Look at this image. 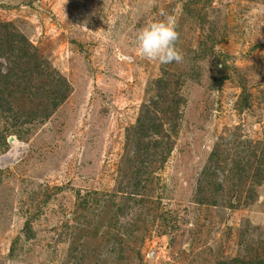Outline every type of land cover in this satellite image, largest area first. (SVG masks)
I'll return each mask as SVG.
<instances>
[{"label": "rangeland", "instance_id": "374dc122", "mask_svg": "<svg viewBox=\"0 0 264 264\" xmlns=\"http://www.w3.org/2000/svg\"><path fill=\"white\" fill-rule=\"evenodd\" d=\"M177 6L183 60L147 61ZM0 24L53 69L0 111V264H264V0H0Z\"/></svg>", "mask_w": 264, "mask_h": 264}, {"label": "trees", "instance_id": "16d2710c", "mask_svg": "<svg viewBox=\"0 0 264 264\" xmlns=\"http://www.w3.org/2000/svg\"><path fill=\"white\" fill-rule=\"evenodd\" d=\"M13 29L11 24H0V111L5 114L6 119L16 118V113L24 109L23 105L29 101L24 93L21 92L22 90L31 89V87L22 88L21 81L23 78L28 77V74L32 75L33 72L39 69V66L44 69L47 68L49 71L53 70L48 61H41L38 58L35 49L31 46L27 47L26 37ZM28 82H31V79H28ZM36 90L41 92V88ZM18 98L23 99L20 106L16 103ZM167 125L168 129L164 128L158 136L153 135V126L142 125L140 131L133 135L134 143L132 149L136 151L135 153L140 151V153L142 152L141 155H143V153H158L161 151L164 146L162 139L168 142L170 139L168 131H172V122ZM173 127L175 129V126ZM215 157L216 153H213L211 167L216 166L218 168L219 165H217ZM140 179L142 181L144 178ZM153 181L154 179L145 178V186L147 187Z\"/></svg>", "mask_w": 264, "mask_h": 264}, {"label": "clouds", "instance_id": "9594fccd", "mask_svg": "<svg viewBox=\"0 0 264 264\" xmlns=\"http://www.w3.org/2000/svg\"><path fill=\"white\" fill-rule=\"evenodd\" d=\"M177 9L170 14L161 9L158 19L147 24L139 30L136 36V46L140 50L144 59L155 62L160 65L171 64L172 62L180 63L183 56L176 47L178 33L175 30Z\"/></svg>", "mask_w": 264, "mask_h": 264}]
</instances>
